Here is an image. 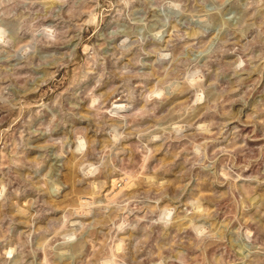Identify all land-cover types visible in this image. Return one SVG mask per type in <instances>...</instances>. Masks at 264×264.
<instances>
[{
	"label": "clouds",
	"instance_id": "1",
	"mask_svg": "<svg viewBox=\"0 0 264 264\" xmlns=\"http://www.w3.org/2000/svg\"><path fill=\"white\" fill-rule=\"evenodd\" d=\"M0 264H264V0H0Z\"/></svg>",
	"mask_w": 264,
	"mask_h": 264
}]
</instances>
